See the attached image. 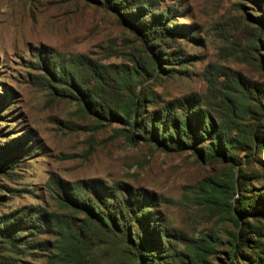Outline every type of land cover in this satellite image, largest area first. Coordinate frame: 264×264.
<instances>
[{
	"label": "rangeland",
	"instance_id": "rangeland-1",
	"mask_svg": "<svg viewBox=\"0 0 264 264\" xmlns=\"http://www.w3.org/2000/svg\"><path fill=\"white\" fill-rule=\"evenodd\" d=\"M139 256L264 264V0H0V264Z\"/></svg>",
	"mask_w": 264,
	"mask_h": 264
},
{
	"label": "trees",
	"instance_id": "trees-1",
	"mask_svg": "<svg viewBox=\"0 0 264 264\" xmlns=\"http://www.w3.org/2000/svg\"><path fill=\"white\" fill-rule=\"evenodd\" d=\"M162 125H164V124L162 123ZM203 132H205V131H203ZM250 213H256V214H258L257 211H255V212H250ZM96 217H98V216L96 215ZM138 252L143 253V251H142L139 247H138ZM138 254H139V253H138ZM136 264H147V263L145 262V260H144L143 257L139 256V257H138V262H136ZM198 264H201V263H198Z\"/></svg>",
	"mask_w": 264,
	"mask_h": 264
}]
</instances>
